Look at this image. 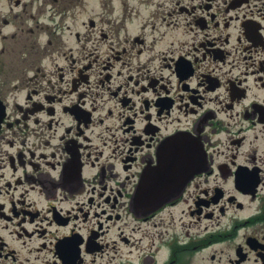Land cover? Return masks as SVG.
<instances>
[{
	"label": "flooded vegetation",
	"instance_id": "flooded-vegetation-1",
	"mask_svg": "<svg viewBox=\"0 0 264 264\" xmlns=\"http://www.w3.org/2000/svg\"><path fill=\"white\" fill-rule=\"evenodd\" d=\"M0 100V264H264V0H0Z\"/></svg>",
	"mask_w": 264,
	"mask_h": 264
},
{
	"label": "water",
	"instance_id": "water-1",
	"mask_svg": "<svg viewBox=\"0 0 264 264\" xmlns=\"http://www.w3.org/2000/svg\"><path fill=\"white\" fill-rule=\"evenodd\" d=\"M5 116V110L4 107L2 106L1 102H0V126L1 123L4 119ZM196 150L191 143H188L187 141H183L182 143H180V141H173L170 144H168L167 146V150H166V161L170 162L175 161V162H180L183 161L184 159H186L187 157H189L190 151H192L193 149ZM178 163L172 165V167H166V174L167 175H173L176 176L177 175V171H178ZM165 167V166H164ZM163 167V168H164ZM162 168V172L164 173V169ZM174 169L173 173L172 170Z\"/></svg>",
	"mask_w": 264,
	"mask_h": 264
}]
</instances>
